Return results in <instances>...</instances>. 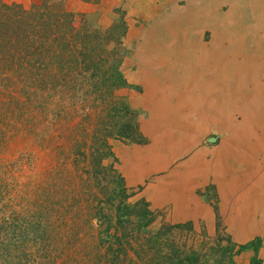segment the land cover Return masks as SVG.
Instances as JSON below:
<instances>
[{
  "label": "rangeland",
  "instance_id": "rangeland-1",
  "mask_svg": "<svg viewBox=\"0 0 264 264\" xmlns=\"http://www.w3.org/2000/svg\"><path fill=\"white\" fill-rule=\"evenodd\" d=\"M1 1L19 4L27 9L40 0ZM193 1L195 0H63L65 9L74 14L77 25L85 24L104 31L120 16L123 17L127 31L123 39L126 54L121 71L130 88L120 89L116 93L128 101L141 142L109 139L110 149L101 161L104 169H97L94 175L92 168L88 167L90 173L87 181V173L83 170L87 168V159L78 155L75 158L76 164H73V156L66 153L68 158L65 160L62 151L50 152L36 145L32 139L19 140L16 136L11 140L14 142L11 147L3 148L1 157L16 159L17 162L20 159L26 160L19 170L6 175L11 184L5 192V202H10L17 211L18 205L25 208V213L28 210L35 211V191L31 184L40 181V176L50 174L52 167L59 166L61 170L50 175L54 177L52 181L59 183L63 180L75 185L73 191L84 199L76 198V194L74 198H70L71 204L76 199L80 200L81 210L70 211L69 215L72 217V224L80 226L81 233L75 234L71 229L68 238L70 237L71 250L78 248V243L81 244L80 251H76L78 259L100 239V254L104 257L101 256L95 264L109 261L113 250L119 247L114 241L115 236H119L122 237L119 259L122 260L126 255L135 262L132 261V264H147L157 247L145 243V240L153 236L160 240L163 251L171 249L174 264L181 259H184L182 264H195L196 256L201 264L203 259L215 260L213 264H225L222 260L230 255L236 264H251L254 259L264 264V164L262 151L259 148L255 150L257 146H253L252 139L245 142L247 151L242 141L233 144L235 152L225 157L226 165L222 164L225 168L208 167L203 172L188 173L184 167L194 154L217 149L227 136L226 133L211 128L198 137L189 151L169 156L165 152L164 143L170 141L164 134L175 129V119L179 114L177 104L180 98L188 97V90L178 79L182 74L162 72L164 66L166 68L174 60H169L167 54L165 57L159 56L160 54L152 56L144 44L148 31L160 18L164 20L170 17L174 8L182 10L188 2ZM201 1L197 0V4ZM216 3L219 4L216 9L218 14L234 12L236 20L239 19L238 12H244V23L240 27L232 26L234 34L230 38L229 48L239 45L252 47L260 43L264 38V0L212 1V5L215 6ZM197 29L200 30L196 34L197 39L208 44L213 29L211 24ZM240 61L241 59L228 65L231 69H227V72L232 71L231 79L237 68L242 66ZM211 70L210 76L214 78L218 70L215 67ZM200 79L199 77L197 81ZM242 92L239 88L235 93L238 94L234 97L237 104L228 115L230 119L242 118L239 113L245 104V100L241 98ZM189 112L188 109L185 110L184 116L193 121L195 113ZM76 132L81 139L83 136L79 129ZM210 158L206 157L207 160ZM65 163H69L68 168L73 173L63 170ZM85 183L97 185L93 192H96L101 202L92 205L89 201L85 203L86 196L82 194L87 189ZM62 185L60 182L55 188L58 193L54 199H61V195H64ZM86 204L95 206L91 213L84 209ZM55 207L58 205L53 204L52 210ZM99 211L101 213L97 218L90 217ZM88 213L90 216H87ZM79 237L82 239L75 241ZM34 253L39 263L33 264H54L42 250ZM56 253L59 251L53 249L51 257ZM127 261L125 259L116 264H128Z\"/></svg>",
  "mask_w": 264,
  "mask_h": 264
},
{
  "label": "trees",
  "instance_id": "trees-1",
  "mask_svg": "<svg viewBox=\"0 0 264 264\" xmlns=\"http://www.w3.org/2000/svg\"><path fill=\"white\" fill-rule=\"evenodd\" d=\"M126 31L121 16L104 31L77 25L63 0H40L27 9L0 0V264L39 263L35 259L36 250H42L54 264H95L104 257L100 254V239L80 259L77 253L81 244L71 250L69 231L72 229L75 234L81 231L80 226L72 224L69 212L81 210L78 199L83 197L73 191L75 185L71 182L52 181L54 177L50 175L59 173V166L50 168V174L31 184L35 191V211L25 213V208L17 204L19 212L10 202H5V192L11 184L6 175L19 170L26 160L17 162L1 156L3 148L11 147L16 136L19 140L32 139L50 152L62 151L65 160L66 153L73 156V164L78 155L87 159V168L83 169L87 181L88 167L94 175L97 169H104L101 161L110 149L109 139L141 142L128 101L116 93L130 88L121 71ZM68 164H63V170L73 173ZM60 182L64 195L54 199ZM85 185L87 189L82 193L86 196L85 203L101 202L93 192L97 185ZM74 194L78 199L71 204L69 200ZM53 204L58 207L52 210ZM94 207L86 204L84 209L91 213ZM99 213L87 216L97 218ZM115 237L119 247L103 264L125 259L132 264L133 260L126 255L119 259L122 237ZM79 239L82 237L75 241ZM145 243L157 247L147 264H174L171 249L163 251L158 238L148 237ZM53 249L59 253L52 258ZM196 257L195 264H201ZM181 260L176 264H182L184 259ZM203 260L202 264L215 263V260ZM223 262L236 264L231 255ZM251 264L261 262L254 259Z\"/></svg>",
  "mask_w": 264,
  "mask_h": 264
},
{
  "label": "bare ground",
  "instance_id": "bare-ground-1",
  "mask_svg": "<svg viewBox=\"0 0 264 264\" xmlns=\"http://www.w3.org/2000/svg\"><path fill=\"white\" fill-rule=\"evenodd\" d=\"M212 1L202 0L197 4L195 0L188 2L182 10L174 8L170 17L164 20L160 18V21L157 19L158 23L148 31L144 44L152 56L160 54L165 57L167 54L169 60H174L166 68L163 65L162 72L182 74L178 79L188 90V97L180 98L177 104L179 114L175 119V129L164 134L170 141L164 143L166 154L177 155L189 151L198 137L211 128L227 134L223 135L226 137L217 149L194 154L184 167L188 173L203 172L208 167L225 168L222 164L226 165L225 157L233 153V144L242 141L247 151L246 143L250 139L253 146H257L255 150L259 148L262 151L264 164V38L252 47L239 45L229 48L230 38L234 34L232 26L240 27L244 23V12H238V20L234 12L218 14L216 9L219 4L214 6ZM209 24L213 27L211 39L204 44L197 39L196 34L200 32L197 28ZM239 59L242 66L237 68L231 79L232 71L227 72V69H231L228 65ZM212 67L218 70L214 78L210 76ZM199 77L201 79L197 81ZM239 88L243 91L241 98L245 100L239 112L242 118L230 119L228 115L237 104L234 97L238 96L235 93ZM187 109L189 114L195 113L193 121L184 116ZM206 157L211 158L207 160Z\"/></svg>",
  "mask_w": 264,
  "mask_h": 264
}]
</instances>
